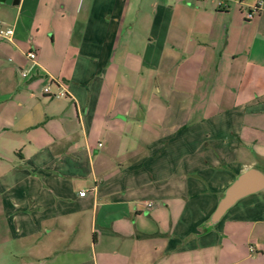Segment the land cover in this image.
Returning a JSON list of instances; mask_svg holds the SVG:
<instances>
[{
  "label": "crops",
  "instance_id": "obj_1",
  "mask_svg": "<svg viewBox=\"0 0 264 264\" xmlns=\"http://www.w3.org/2000/svg\"><path fill=\"white\" fill-rule=\"evenodd\" d=\"M222 1L0 0V247L29 264H264V190L209 225L264 170V5L247 19L259 0Z\"/></svg>",
  "mask_w": 264,
  "mask_h": 264
},
{
  "label": "water",
  "instance_id": "obj_2",
  "mask_svg": "<svg viewBox=\"0 0 264 264\" xmlns=\"http://www.w3.org/2000/svg\"><path fill=\"white\" fill-rule=\"evenodd\" d=\"M19 2L16 1V4ZM264 190V172L257 169H246L232 185L227 188L225 195L219 201L210 226L217 224L239 200Z\"/></svg>",
  "mask_w": 264,
  "mask_h": 264
},
{
  "label": "rangeland",
  "instance_id": "obj_3",
  "mask_svg": "<svg viewBox=\"0 0 264 264\" xmlns=\"http://www.w3.org/2000/svg\"><path fill=\"white\" fill-rule=\"evenodd\" d=\"M263 172H264V170H263ZM259 196L261 198V196H264V195H259ZM13 247L14 246L12 244H9V243L8 244L4 243V246L0 247V256L2 258V259H0V264H29V263L34 262L32 260V258L27 257V254L11 255L12 251H13ZM213 252H214V250L208 252V251L196 249L195 252H193L191 254L188 253V254L190 256H193V257L195 256V258L197 259L195 261V264H212V261H210V260L212 258ZM203 256H208L209 259H203Z\"/></svg>",
  "mask_w": 264,
  "mask_h": 264
},
{
  "label": "built area",
  "instance_id": "obj_4",
  "mask_svg": "<svg viewBox=\"0 0 264 264\" xmlns=\"http://www.w3.org/2000/svg\"><path fill=\"white\" fill-rule=\"evenodd\" d=\"M191 2H201V1H205V0H190ZM264 5V0H259L257 6L253 9H249L248 11V17L247 19H253V17L256 16V14H258L261 9H262V6ZM216 8L217 10H224L226 8H228L226 2L222 1V0H216ZM14 36V28L12 27H9V26H6L4 24H0V38H3V39H6V40H12ZM28 58H30L32 61H34L36 59V53L35 52H30L27 54ZM21 75L22 77H27L28 76V73L26 71H21ZM44 93H48V94H51L50 93V87L49 86H46L44 88ZM63 95V94H61ZM61 95H55V97H60ZM86 192H81V196L85 195ZM153 204L152 203H149L148 206H152Z\"/></svg>",
  "mask_w": 264,
  "mask_h": 264
}]
</instances>
